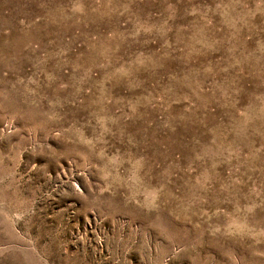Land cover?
I'll use <instances>...</instances> for the list:
<instances>
[{"label": "rangeland", "instance_id": "374dc122", "mask_svg": "<svg viewBox=\"0 0 264 264\" xmlns=\"http://www.w3.org/2000/svg\"><path fill=\"white\" fill-rule=\"evenodd\" d=\"M0 264H264V0H0Z\"/></svg>", "mask_w": 264, "mask_h": 264}]
</instances>
